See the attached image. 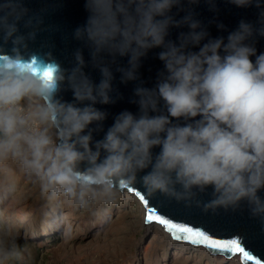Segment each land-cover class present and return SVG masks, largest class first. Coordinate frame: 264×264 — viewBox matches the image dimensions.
I'll list each match as a JSON object with an SVG mask.
<instances>
[{"label": "clouds", "instance_id": "9594fccd", "mask_svg": "<svg viewBox=\"0 0 264 264\" xmlns=\"http://www.w3.org/2000/svg\"><path fill=\"white\" fill-rule=\"evenodd\" d=\"M230 2L247 7L253 0ZM174 7L183 10L181 0H86L89 15L74 37L90 49L101 73L97 84L84 71L81 50L70 68L51 52L32 51L28 42L36 31L24 35L17 27L28 10L19 0H4L0 33L12 47L0 46V166L17 165L42 196L63 197L93 214L94 205L114 204L140 183L148 197L195 204L205 213L246 205L264 224V53L246 43L254 32L264 36V20L258 29L240 21L225 42L210 38L191 12L174 19ZM182 25L190 31L179 34V43L166 39L170 27ZM32 26L29 18L25 27ZM154 48L162 49L164 70L155 87L135 88L139 114L121 112L93 142L107 115L95 105L114 102L110 64L128 57V66L116 71L122 83L137 80L141 58ZM64 90L73 102L60 97ZM209 187L211 199L204 202L199 197ZM13 254L0 249L5 259Z\"/></svg>", "mask_w": 264, "mask_h": 264}, {"label": "water", "instance_id": "95a60500", "mask_svg": "<svg viewBox=\"0 0 264 264\" xmlns=\"http://www.w3.org/2000/svg\"><path fill=\"white\" fill-rule=\"evenodd\" d=\"M3 2L4 0H0V4ZM19 2L28 10L27 14L17 24L19 33L27 35L31 31H36L35 40L28 42L29 48L37 53L51 52L65 68L73 66L74 53L77 49L81 50L86 62L84 71L94 83L98 84L101 80V73L98 68L92 65L89 47L85 42L74 37L75 30L86 23L89 15L85 8L86 0H19ZM181 3L183 10L174 7L170 13L174 19L180 20L191 12L194 18L199 20L207 30L210 38L224 37L225 42H227L229 33L238 28L240 21L248 22L258 29L262 26L261 21L264 20V15H262L264 14V0H260V7L256 6L255 0L247 7H237L230 0H198V3L195 4H190L189 0H181ZM29 18L33 19V26L25 27V23ZM37 20L40 21L39 24H37ZM219 25H223V28ZM188 31L190 29L187 25L178 28L170 27L169 36L166 39L179 43V34ZM2 36L3 34L0 33V46H3L5 50H10L12 47L11 42L4 44ZM206 42L207 38L201 42V45ZM246 43L255 47L256 55L264 53V36L254 32ZM191 50L199 51V46L192 47ZM160 51H162L161 48L151 49L145 57L141 58L138 69L139 78L134 81L122 83L121 73L116 71L117 67L126 68L128 66V57L117 56L116 63L110 64L114 74L113 92L110 95L114 102L109 104L97 103L95 105L97 109L106 112L107 115L102 122V130L93 132V142L103 139L108 128L113 125L115 117L121 112L127 110L134 115L139 114L138 104L132 102L138 99L134 94V90L138 86L155 87L158 73L164 70L163 62L158 59ZM105 59L111 61L109 56H105ZM250 59L254 62L255 56L250 57ZM60 97L66 102H73L71 90L62 91ZM150 114L154 115L155 113ZM89 127L95 129L97 125L94 123ZM153 151L157 153L159 148H154ZM143 174L140 173V175ZM129 188L133 190L125 189L123 191L131 193L141 202L134 194L140 192L145 196L149 206L157 209L162 218H167L170 222L204 231L209 234L210 238L221 241H227L235 237L240 238L250 254L255 258H259L261 264H264V224L259 219L250 216L246 205L242 207V210L236 212L231 210L226 212L223 209H218L215 213L211 211L205 213L202 207H196L195 204L192 207H186L183 202L178 203L159 194L155 197H148L140 183ZM211 191L212 189L209 187L207 194L201 195L199 199L204 202L208 201L211 199ZM260 195L264 196V191H261ZM142 205L146 216L145 205L143 203ZM209 251L215 254L232 256L228 252L219 250ZM238 255L241 260V255ZM249 264H254V261L249 262Z\"/></svg>", "mask_w": 264, "mask_h": 264}, {"label": "rangeland", "instance_id": "374dc122", "mask_svg": "<svg viewBox=\"0 0 264 264\" xmlns=\"http://www.w3.org/2000/svg\"><path fill=\"white\" fill-rule=\"evenodd\" d=\"M93 211L63 197L49 200L17 165L0 166V249L14 251L0 255V264H233L169 243L167 232L145 223L142 204L127 191Z\"/></svg>", "mask_w": 264, "mask_h": 264}, {"label": "snow or ice", "instance_id": "6c2138e0", "mask_svg": "<svg viewBox=\"0 0 264 264\" xmlns=\"http://www.w3.org/2000/svg\"><path fill=\"white\" fill-rule=\"evenodd\" d=\"M129 191L133 189L127 188ZM140 201L145 205L146 216L145 223L151 224L156 222L164 227V229L171 235L172 239L176 241H183L190 243L194 246H204L209 250H219L221 252H228L231 255L240 254L242 264H249L253 262L254 264H261L259 258H255L243 245V241L240 238L235 237L227 241H221L219 239L210 238L209 234H206L201 230H194L193 227L183 226L178 223L170 222L167 218H162L158 213L157 209L149 206L148 201L145 196L140 192L134 193Z\"/></svg>", "mask_w": 264, "mask_h": 264}, {"label": "bare ground", "instance_id": "6f19581e", "mask_svg": "<svg viewBox=\"0 0 264 264\" xmlns=\"http://www.w3.org/2000/svg\"><path fill=\"white\" fill-rule=\"evenodd\" d=\"M141 203V202H140ZM142 204V203H141ZM143 206V205H142ZM143 214H144V220H145V209H144V206H143ZM155 225H157L162 231V234H164V235H166L165 234V232H167L165 229H164V227L162 226V225H160V224H158V223H156V222H153ZM168 233V232H167ZM167 237H168V240H169V243H172V237H171V235L168 233V235H167ZM175 244L176 245H180L181 247H185V246H187V245H192V244H190V243H187V242H181V241H176L175 242ZM195 248L196 249H198L199 251H202V252H205L206 254H211V252L206 248V247H204V246H195ZM212 254H214V255H212ZM211 254V256H215V255H221V254H215V253H212ZM234 256V257H233ZM223 257V256H222ZM224 257L228 260V261H230V262H232L233 264H242V261L240 260V258H239V255L237 254H235V255H232V258H230L231 256H225L224 255Z\"/></svg>", "mask_w": 264, "mask_h": 264}]
</instances>
